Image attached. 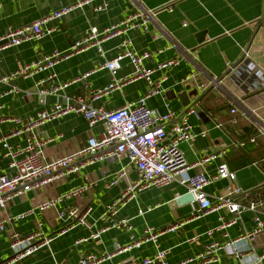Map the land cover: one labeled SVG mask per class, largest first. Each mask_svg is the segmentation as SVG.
Returning a JSON list of instances; mask_svg holds the SVG:
<instances>
[{
	"label": "crops",
	"instance_id": "0c3cea01",
	"mask_svg": "<svg viewBox=\"0 0 264 264\" xmlns=\"http://www.w3.org/2000/svg\"><path fill=\"white\" fill-rule=\"evenodd\" d=\"M78 0H2L0 7V34L11 27H19L53 13L64 6L73 5ZM106 2L105 10L97 7ZM137 10L150 13L147 30H135L129 33L133 39V48L137 52L148 51L145 66L156 69L161 63L176 59L177 64L168 69L155 71L153 78L167 79L162 92L147 99L149 108L161 113L175 112L166 128L169 129L187 111L186 92L189 83L182 82L191 73L198 75L197 80L208 83L211 77L221 79L218 84H209V91L196 104L198 95L190 96V104L197 109L198 115L191 114L189 121L194 132L207 130V136L199 135L194 142H183V150L189 163L202 159L210 152L225 150L203 165L192 166L188 174L206 171L217 172L222 163L236 173L235 181L230 178L218 179L206 187L212 201H215L226 187L235 185L245 191L262 189L264 197V0H93L76 8L62 19L51 20L44 29L55 28L42 39L26 41L18 46L0 48V75L18 69L20 66L42 59L54 49L68 50L81 39L93 26L99 29L109 26ZM186 23V24H184ZM122 35L104 41L105 53L96 48L74 53L62 59L54 67L29 77H18L12 81L21 92L3 98V116L25 117L49 109L57 101L65 102L66 97L84 96L96 106L112 110L126 103H135L146 94L147 83L144 79L130 78L134 68L128 58L122 61V67L113 74L103 68L105 60L118 53ZM247 53V54H246ZM245 55V56H244ZM243 60L236 64L240 58ZM249 60L263 71L260 77L251 72L236 81L234 74L242 62ZM230 63V64H229ZM54 74L45 85L56 89L51 94L38 92L37 82ZM118 86L109 93L93 100L96 89L107 86L112 81ZM194 81V80H193ZM196 81H194L195 84ZM65 83L68 85L61 88ZM11 84H1L0 92ZM197 90V89H196ZM237 108V113L231 110ZM237 117L238 123H232ZM17 124L5 121L0 126V138L8 135ZM105 123L99 122L90 127L82 115L69 113L47 122L40 129L44 139H50L45 146L46 158L68 154L85 146L90 135H101ZM27 134L10 136L9 142L15 147L26 144ZM254 137L255 141L251 138ZM126 158L97 161L83 167L78 173H65L48 184L15 196L5 211H0V220L29 212L24 219L6 223L8 229H14L25 235L42 226L47 235H54L50 247H44L24 260L15 264H78L79 259L88 254L113 252L117 244L130 242V236H142L145 228L152 226L157 230H166L159 238L161 249H167L170 264H200L187 262L191 257L204 252L213 241L225 242L251 231L254 227L253 212L243 214L242 219L223 230L207 232L220 224L219 218L232 215L224 210H211L196 217L198 208L193 195L178 176L171 184L163 187H148L137 191L116 215L103 218L107 205L112 203L129 184L137 180L136 169L127 163ZM11 159L5 156L0 143V171L13 174ZM124 173L123 175H120ZM114 182L113 184H110ZM89 185V189L80 199L70 198L56 205L57 209H68L75 205L91 207L87 224L70 227L64 233L59 231L66 226L56 220L54 212H45L36 208L44 199L57 198L75 187ZM142 211L141 213L139 211ZM130 218L133 231L110 228L97 242L91 239L96 230L110 224L109 220ZM176 229L170 227L179 225ZM225 233L228 236H225ZM250 254H260L264 248V233L250 242ZM153 242H147L130 251L117 253L99 264H127L131 258L152 257L157 252ZM12 255L8 232H0V259ZM203 264H244L240 256L221 253L216 262ZM262 264H264V259Z\"/></svg>",
	"mask_w": 264,
	"mask_h": 264
},
{
	"label": "built area",
	"instance_id": "2783aa9c",
	"mask_svg": "<svg viewBox=\"0 0 264 264\" xmlns=\"http://www.w3.org/2000/svg\"><path fill=\"white\" fill-rule=\"evenodd\" d=\"M92 1L78 0L73 5L64 6L32 23L7 29L3 34H0V48L18 46L26 41L42 39L45 35L55 30V28L45 30L44 25L47 22L62 19L74 9ZM1 2L2 0H0V7L2 5ZM107 5L104 2L97 7V10H105ZM150 17L151 15L148 11L137 10L103 29H99L97 26L90 27L84 36L68 50L54 49L51 54L44 56L42 59L24 64L14 71L0 75V85L11 84L18 77H32L41 71L54 67L62 59H66L72 54L83 50L96 48L103 55L105 53L103 48L104 41L122 35L118 53L113 58L105 60L102 67L109 69L115 74L122 67V61L128 58L134 68L130 78L144 79L147 83L146 94L137 102L126 103L112 110L96 106L93 101L87 100L84 96H78L74 98L66 97L65 102L57 101L49 109L39 111L35 115L6 117L2 115L4 104L0 103V126L5 121L17 124V127L13 128L8 135L0 138V143L5 149V156L11 159L10 166L15 169L13 174L0 171V211L7 210L15 196L29 190L39 189L65 173H78L83 167L94 164L97 161L126 158L127 163L136 169L138 178L122 190L112 203L107 205L103 214L104 219H107L109 214L116 215L137 191L148 187L167 186L178 176H181V183L188 187L189 192L193 195L198 205L196 217H201L211 210L218 209H224L232 215L227 219L221 216L219 218L220 224L209 230L207 232L208 235L238 223L242 219L243 214L248 211L253 212L254 221V227L251 231L239 237L227 239L222 243L213 241L207 245L204 252L196 257L189 258L187 262L198 261L200 264L216 262L223 252L240 256L244 264H262L264 248L257 255L249 253L251 251L250 242H253L258 235L264 233V197L261 192L262 189L245 191L232 184L217 195L215 201H212L206 191V187L222 178H230L235 181L236 173L231 171L226 163H222L218 167L217 172L213 174L200 171L191 175L188 174V170L193 165H203L214 158L222 157L226 151L206 153L202 159L194 164L189 163L180 148V144L183 142H194L199 135L207 136L208 134L207 130H203L200 133L194 132L193 126L189 121L191 114L198 115L197 109L193 106L188 108L181 120L173 123L167 129V122L175 117V112L169 110L166 113H161L156 109L149 108L147 105L149 97L162 92V85L167 79L166 76H163L160 80H155L153 78L155 71L168 69L178 63L176 59H170L161 63L156 69L148 68L144 63L150 53L148 51L137 52L134 50L133 39L129 36V33L135 30H147ZM4 41L6 42L3 44L2 42ZM247 72H251L257 77L263 75V71L255 63L246 60L236 70L234 74L235 80H241ZM53 76L54 74H50L37 82L40 94H51L57 90V88L51 89L45 85V82L52 79ZM197 78L198 75L196 73H191L182 79V82L189 83L191 87L195 86L198 92L204 91L209 84H218V79L215 77H211L207 84L197 80ZM193 80L196 81L195 84ZM118 83L114 80L107 86L96 89L94 92L95 96L92 99L96 100L102 94L109 93L119 85ZM67 85L65 83L61 88ZM20 92L21 90L17 86L11 84L9 88L0 92V101L11 94ZM237 111V108L231 110L232 113H237ZM69 113L82 115L90 127H94L99 122H104L106 125L105 130L99 136L90 135L85 146L77 151L47 159L45 146L50 139H44L39 131L47 122ZM231 121L236 124L238 123V118L233 117ZM23 134H27L26 144L23 146L15 147L8 140L10 136ZM251 140L255 141V138L252 137ZM113 183L111 182L110 184ZM88 189L89 185L72 188L57 198L44 199L36 208L43 212L47 210L53 211V217L56 220L66 223V226L59 231L60 234L64 233L70 227L87 224V216L92 208L75 205L68 209H57L56 205L70 198L80 199ZM139 212L141 213L142 211L140 210ZM28 215L29 212L27 211L0 220V232H8L12 251L10 257L0 259V264H15L44 247H50L54 235H47L42 226L25 235L14 229L7 228L6 223L18 222ZM109 222L108 226L93 232L90 235L91 239L100 242L103 233L114 227L128 231H133L134 229L130 218L124 217L118 220H109ZM180 225L170 227L168 230L176 229ZM166 230H157L149 226L145 228L142 236L131 235L129 243L125 245L117 244L115 251L102 254L88 253L79 259L78 264H99L117 253L130 251L132 248L140 247L147 242H153L158 248L155 255L141 259L133 257L127 264H170L167 260L168 250L161 249L159 245V238ZM225 236H228V234L225 233ZM53 264L60 263L54 261Z\"/></svg>",
	"mask_w": 264,
	"mask_h": 264
},
{
	"label": "water",
	"instance_id": "95a60500",
	"mask_svg": "<svg viewBox=\"0 0 264 264\" xmlns=\"http://www.w3.org/2000/svg\"><path fill=\"white\" fill-rule=\"evenodd\" d=\"M261 24H263L264 25V18L262 19V21H261ZM6 41H4V42H2L3 44L5 43ZM1 43V44H2ZM243 58H244V56L242 57V58H240L238 61H237V63L236 64H238V63H240L242 60H243ZM221 79H218V82L220 81ZM191 89V86L190 85H188L187 86V90H190ZM209 91V89H207V90H205L204 92H202L201 94H199L198 95V90H196V89H193L191 92H186L184 95H185V97H187V101L186 102H184V104L186 105V106H190V107H192V105L190 104V96H192V95H198V97H197V100L194 102V104H196L207 92ZM190 107H188V108H190Z\"/></svg>",
	"mask_w": 264,
	"mask_h": 264
},
{
	"label": "trees",
	"instance_id": "16d2710c",
	"mask_svg": "<svg viewBox=\"0 0 264 264\" xmlns=\"http://www.w3.org/2000/svg\"><path fill=\"white\" fill-rule=\"evenodd\" d=\"M202 98H203V97H202ZM202 98H201V99H202ZM201 99H200V100H201Z\"/></svg>",
	"mask_w": 264,
	"mask_h": 264
}]
</instances>
